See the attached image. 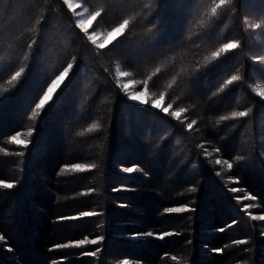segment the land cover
Segmentation results:
<instances>
[{
  "label": "trees",
  "instance_id": "16d2710c",
  "mask_svg": "<svg viewBox=\"0 0 264 264\" xmlns=\"http://www.w3.org/2000/svg\"><path fill=\"white\" fill-rule=\"evenodd\" d=\"M79 1L95 29L128 24L101 48L65 0H0V212L19 197L28 234L0 223V264L39 246L45 264H264V0ZM117 65L170 109L131 100ZM155 163L187 173L163 197Z\"/></svg>",
  "mask_w": 264,
  "mask_h": 264
},
{
  "label": "rangeland",
  "instance_id": "374dc122",
  "mask_svg": "<svg viewBox=\"0 0 264 264\" xmlns=\"http://www.w3.org/2000/svg\"><path fill=\"white\" fill-rule=\"evenodd\" d=\"M65 1L69 5V7L73 10L78 25L87 31L89 39L94 44H96L98 46H100L101 44L106 45L120 34L119 33L114 38L109 40V33L112 32L116 28H114L112 30H98V29L93 28L92 24H93L94 19H92V17L93 16L96 17L95 13H92L91 11H89L79 0H65ZM89 20H91L90 24H86V27L81 26V22H87ZM115 71H116V75H117V78L119 80V83L128 92L130 99H131V97L136 96V97H138V99L133 100V101H135L137 103H140L143 105L147 104V105H150L152 107L160 108L164 111L165 110L168 111L170 109L168 106L164 105V100L162 98L153 97L147 91L146 88H140L138 83L129 76L128 72L126 70H124L121 65H117L115 68ZM65 72H63L61 75H63ZM123 73H127V75H123ZM61 75H59L52 82V84L49 86V88L53 87V84L56 83V81L58 80V78ZM65 77H66V75H64V78ZM63 80H60L58 83H56V87H55L54 91L51 93V98L53 97L54 93L56 92L57 88L60 86V84L62 83ZM49 88H48V90H49ZM48 90L45 94L48 93ZM258 91L261 93L262 91H264V88H258ZM45 94H44V96H45ZM44 96L42 97V99H44ZM49 100H51V99H49ZM175 113L178 114V112H175ZM56 114H57L56 117H54L52 119V122L49 125V127H51V129H54L56 131V134H58L60 139L62 140L63 148H65L67 143L69 142V139H70V135L68 136V130H69V128L67 126L68 121L63 118L61 110H58L56 112ZM69 132H70V130H69ZM78 151L79 150H77L76 147L69 148V149L66 148V152L70 153V154L74 153V152H78ZM158 160H160V158L155 159V161H158ZM44 166H46V164ZM154 166H155V171H156L155 172V178H157L158 182H162V186H160L158 188V190L156 191V195H158L159 197H163L166 194V192H168V190H171L172 186L174 187V185L178 182L177 179L179 177L184 178L187 176V173L183 172V174L177 173L175 175V177H172V173L175 171L173 167L169 166V168L167 170L163 171V170L159 169V167L156 163ZM49 180L50 179L46 178V181L44 180L42 182L41 181L39 182V187L41 188V191L43 192L42 198H39V202L44 204L47 207H48L47 201L49 200V198H47L46 195L50 196V194H53V192H54V189L52 187H50V185H49V182H50ZM27 193H28L29 199H32L33 195H34V191L32 189H29V190H27ZM14 204H16V205H14ZM18 206H19V208H18ZM45 214L46 213L44 211H40L39 213H37V211H35V207L32 206L31 215L28 218H30V221L35 223L36 230H38V227L42 224V220H43V217ZM35 218H39V221H35L34 220ZM0 223H2L4 225L10 224L11 232L12 231L15 232L17 230L20 233V235L17 236V238H16L17 241L21 242V243L25 242V244L28 243V241H27L28 234H26V230L24 229L25 224H24V221L22 220V213H21V209H20L19 197L15 196L14 197V203L12 204V206L3 208V210L0 212ZM134 237H136V236H134ZM32 264H45V257L42 253L40 246H39V261H34V263H32Z\"/></svg>",
  "mask_w": 264,
  "mask_h": 264
},
{
  "label": "snow or ice",
  "instance_id": "6c2138e0",
  "mask_svg": "<svg viewBox=\"0 0 264 264\" xmlns=\"http://www.w3.org/2000/svg\"><path fill=\"white\" fill-rule=\"evenodd\" d=\"M222 2H223V0H222ZM213 11H215V9ZM96 15H99V13H97ZM92 19H95V16H93ZM90 23H91V20H89L87 22H81V26L86 27V24H90ZM127 24H128V21L125 20L124 23L120 25V27H118V28L114 29L112 32H110L109 33V40H111L112 38H114L119 33L123 32V30L127 26ZM100 47L103 48L104 45L101 44ZM236 47H237V45L235 43H226V44H224V46L221 49V51L227 52L229 49H233V48H236ZM214 55L219 56V53L218 52L217 53H214ZM68 67H71V65H69ZM16 75L19 76L20 73L17 72ZM64 75H67V73L65 72L63 75H61L58 78V80L56 81V83H58L60 80H63L64 79ZM123 75H127V73H123ZM238 79L239 78L237 76L233 75L231 77V80L228 81V83L231 84L232 81H236ZM56 83L53 84V87L52 88H49L48 93L45 94L44 99L40 100V103L37 105V107H42L49 99H51V93L54 91V89L56 87ZM261 95L264 96V91L261 92ZM131 99L132 100H136V99H138V97L133 96V97H131ZM233 115L234 116H241V117H243V116H246L247 113L246 112H235V113H233ZM225 119H226V117H225ZM92 127L93 128H96L97 125L96 124H93ZM12 139H13V141H16L17 143H23L22 141H18L16 137H12ZM218 163H219V161H218ZM75 167L77 169H82L84 166L77 164V165H75ZM229 167H231V165H229ZM127 171L131 172L132 169H127ZM0 184H2L3 187L9 188V189L13 187V184H11V183H4V182L0 181ZM83 215L84 216H91V215H93V213L85 212V213H83ZM262 218H264V217H262ZM62 219H64V218H62ZM95 242L96 241H92V243H95Z\"/></svg>",
  "mask_w": 264,
  "mask_h": 264
}]
</instances>
